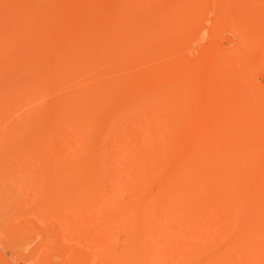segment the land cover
<instances>
[{"label": "rangeland", "instance_id": "374dc122", "mask_svg": "<svg viewBox=\"0 0 264 264\" xmlns=\"http://www.w3.org/2000/svg\"><path fill=\"white\" fill-rule=\"evenodd\" d=\"M258 228L264 0H0V264H264L216 258Z\"/></svg>", "mask_w": 264, "mask_h": 264}, {"label": "bare ground", "instance_id": "6f19581e", "mask_svg": "<svg viewBox=\"0 0 264 264\" xmlns=\"http://www.w3.org/2000/svg\"><path fill=\"white\" fill-rule=\"evenodd\" d=\"M193 168H194V165H193ZM184 181L187 182L186 184L184 183V185L188 186V189L184 195H187L189 198H193V197L197 196V194H198V181H197V179L185 178ZM90 192H93V191L91 190ZM167 199H168V201L166 202L167 207L170 205H173V201L170 200L169 197H167ZM99 201L105 202L108 206L115 204V203H113V200L109 199V198H103L102 200H99ZM156 205H157L156 200H154L153 202L150 203V205H149L150 209L148 210V214L151 213V211H153L155 209ZM186 209L191 210V207L189 205L186 207H183V210H186ZM195 215H196V213H195ZM168 217H169L168 218L169 220L175 219L176 221H179L178 226L180 228L181 233H182V230H184V229L190 230L189 231L190 234L188 235V237H192L194 239V237L198 238V236L203 237L205 234L206 235L209 234V232L207 231L208 230L207 228H202L197 217L195 219H191V217L189 215H187L186 213L184 214L183 212L181 213L179 211H176V214H174V215H173V212L170 211ZM223 234L227 235V230L224 231ZM225 235H223V236H225ZM177 236H178V234L170 235L171 245L177 246L179 244V241L176 238ZM238 248L239 249L240 248L241 249L246 248L247 251H250L251 249L252 250H254V249L255 250H263L264 249V228L247 229V231H245L243 234H241L240 237L236 236V239L228 246V251L230 253H228V251H227L226 255H224V256H222L223 253L220 254L221 256H219V254H217L216 255L217 260L221 261L222 263L224 260H225L224 262H228V260H227L228 254L235 255L236 253L235 254H233V253ZM243 251H242V253H243ZM245 254H246V252L243 255H245ZM236 255H235V257H236ZM234 261H235V259H234Z\"/></svg>", "mask_w": 264, "mask_h": 264}]
</instances>
